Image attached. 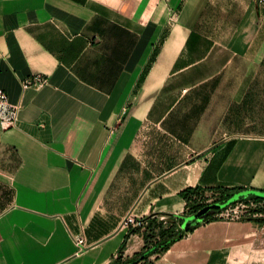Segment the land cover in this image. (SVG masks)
Listing matches in <instances>:
<instances>
[{
    "label": "crops",
    "instance_id": "0c3cea01",
    "mask_svg": "<svg viewBox=\"0 0 264 264\" xmlns=\"http://www.w3.org/2000/svg\"><path fill=\"white\" fill-rule=\"evenodd\" d=\"M0 87L20 104L0 125V264H112L129 213L180 215L188 187L264 191L253 0H0ZM247 218L201 222L152 264H264ZM143 245L140 229L123 257Z\"/></svg>",
    "mask_w": 264,
    "mask_h": 264
},
{
    "label": "trees",
    "instance_id": "16d2710c",
    "mask_svg": "<svg viewBox=\"0 0 264 264\" xmlns=\"http://www.w3.org/2000/svg\"><path fill=\"white\" fill-rule=\"evenodd\" d=\"M241 190H243L242 187H232L213 191L212 195L215 196L213 202L223 203L233 194ZM204 193L205 190L200 187H188L180 192V195L186 201V211L182 214L167 215L164 219H160L159 215L150 214L141 220L142 223L140 225L129 227L112 264H152V258H157L166 251L173 242L182 238L187 232L192 231L201 222L216 219L217 214H219L223 208L210 209L200 221H189L186 227L182 228L183 217L194 214L207 204L201 203L199 200ZM243 199H252L256 201L264 200L263 197L248 194L238 198L235 202ZM247 219L257 223H264V215L262 217L251 216ZM140 229H142V237L144 239L143 248L130 257H123L122 251L129 235Z\"/></svg>",
    "mask_w": 264,
    "mask_h": 264
},
{
    "label": "built area",
    "instance_id": "2783aa9c",
    "mask_svg": "<svg viewBox=\"0 0 264 264\" xmlns=\"http://www.w3.org/2000/svg\"><path fill=\"white\" fill-rule=\"evenodd\" d=\"M258 6L264 7V0H253ZM47 82V77L42 74L31 75L21 81L23 87L33 86L39 88ZM20 110V104H13L9 101L7 93L0 87V125L3 129L11 128L16 125L18 114ZM216 195V194H215ZM215 197V196H214ZM214 197H209L205 200V203H213ZM202 203V202H201ZM204 203V201H203ZM249 206L254 207L251 213L248 215L239 216L237 209L247 208ZM264 215V200L256 201L252 199H243L237 202H233L230 205L223 207V210L217 214V217L223 218H238V217H262ZM164 219V217H160ZM142 219L134 217L131 213L126 215L121 222V227L129 228L132 226L140 225ZM75 244L81 247L84 243L82 237L74 238Z\"/></svg>",
    "mask_w": 264,
    "mask_h": 264
},
{
    "label": "water",
    "instance_id": "95a60500",
    "mask_svg": "<svg viewBox=\"0 0 264 264\" xmlns=\"http://www.w3.org/2000/svg\"><path fill=\"white\" fill-rule=\"evenodd\" d=\"M248 194L257 195V196L264 198V191H258V190H253V189H247V190L239 191V192L233 194L231 197H229L223 203L213 202V203L206 204L201 209H199L197 212H195L194 214L183 217L182 228H185L186 224L189 221H192V220L200 221L202 219V217L208 212V210L220 209V208L226 207V206L230 205L231 203L235 202L238 198H240L244 195H248Z\"/></svg>",
    "mask_w": 264,
    "mask_h": 264
},
{
    "label": "rangeland",
    "instance_id": "374dc122",
    "mask_svg": "<svg viewBox=\"0 0 264 264\" xmlns=\"http://www.w3.org/2000/svg\"><path fill=\"white\" fill-rule=\"evenodd\" d=\"M209 197H214V195H212V193H210V192H207V193H204L203 194V196L201 197V198H199V200H200V202H203L204 201V203H205V200L206 199H208ZM208 203V202H207ZM253 208L254 207H252V206H249V207H247V208H241V207H239L238 209H237V214L239 215V216H242V215H248V213H251L252 211H253ZM160 217V216H159Z\"/></svg>",
    "mask_w": 264,
    "mask_h": 264
}]
</instances>
